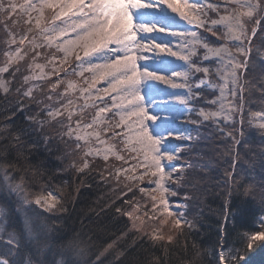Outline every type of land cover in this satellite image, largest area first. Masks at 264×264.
I'll list each match as a JSON object with an SVG mask.
<instances>
[{"label": "snow or ice", "instance_id": "1", "mask_svg": "<svg viewBox=\"0 0 264 264\" xmlns=\"http://www.w3.org/2000/svg\"><path fill=\"white\" fill-rule=\"evenodd\" d=\"M221 7L223 14H220ZM207 9L216 12L217 18L209 20ZM47 10H51V15H46ZM14 13L25 17L23 23L26 31L23 34L18 35L12 31V28L21 23L20 19H13ZM0 18L3 31L9 37L5 41L9 46L4 53L7 60L5 65L0 67V91L7 93L8 85L11 83L10 80L3 79V74L9 72L13 64L23 61L28 56V52L24 51L26 41L29 51L34 55L31 58L32 63L28 64L30 74L23 76V84L26 85L29 81H50L51 76L60 77V73L63 72L64 78H58L47 85L50 92H56L58 86L64 84L68 76L75 74L82 77L85 72L90 73L81 85L68 80L65 90L58 93V98L64 99L69 91L79 92L78 99L84 101L80 108L81 112L89 107L98 109L91 123L85 125L93 131L83 136L76 134V141L88 144L90 138H94L100 145H106L108 141L102 136L111 132L108 140L116 143L95 151L91 147L86 148L83 155L85 157L102 155L107 161L108 153L115 154L114 149L123 144L128 155H115L116 160H122L124 164L134 160L135 163L127 168H116L113 178L119 183L122 172L127 174L135 169H143L139 176L125 175V180L128 181H143L147 176L148 184L154 185L139 188V191L152 201L151 208H146L143 215L148 216L150 220H155L157 216L174 217L173 224L176 229H181L182 224L191 226L184 218L183 212H174L171 202L167 199L168 196L177 193L166 187V181L178 183L184 179L183 169H176L182 174L173 179V169L165 163L177 159L178 149L183 147L174 145L172 139H190V135L175 124L176 116L168 121L159 120V115L165 109L176 111L171 103L165 101V97H172L176 105L187 107L189 102L196 98L194 88L200 89L202 94L218 91L219 95L215 99L205 100L207 104L218 107H215V110L201 108L197 115L203 121H213L217 126L222 119L228 130L221 129V138L231 137L229 149L235 151V146L240 142L236 133L243 135L242 127H238L237 124L242 125L244 122L246 77L249 75L250 64L254 63L251 55L253 37L259 33L260 39L264 41V0H222V4L217 5L205 4L201 0H24V3L19 5L14 0H7V3L0 0ZM249 24L252 25L250 32ZM194 29L209 32L215 40L199 36ZM218 41L223 42L217 43ZM13 45L21 47L13 49ZM40 48L52 50L47 57L49 72L44 71V65L35 63L41 55ZM198 48L204 49L200 60L208 61V66L191 59L197 55ZM56 53H60L61 56L57 58ZM73 57L77 62L76 68L71 64ZM166 58H174V61ZM176 62L183 64L178 65ZM34 69H39V73L37 74ZM20 71L19 67L15 68L11 73L12 79H15ZM193 72L203 73V77L196 84L191 83ZM213 76L219 79L218 84L211 83ZM100 84L104 86L97 87ZM158 85L183 91H167L160 89ZM32 91L31 86L23 92L17 89L21 96L29 98H32ZM105 97H108L111 103ZM47 98L51 100L53 97L49 94ZM35 102L38 105L41 103L39 100ZM74 103V100L69 98L59 108L48 107L25 118L31 124L38 125L41 131L45 124L53 128L66 127V132L61 135H68L71 138L74 131L72 117L75 113L68 109ZM196 103H199V100H196ZM24 108V104L17 103L16 111H23ZM16 111L12 112L11 116H15ZM64 111H67V125L64 120L57 119ZM109 113L112 117H118V120L113 122L107 118ZM238 114L239 121L236 119ZM43 115L49 120L41 119ZM52 121H55V124H52ZM147 121L152 123L149 124ZM190 122L200 123L199 120ZM249 123H252L251 117ZM258 127L264 129V123H260ZM80 129L81 121L78 120L75 131L79 133ZM0 131L3 129L0 128ZM173 133L177 136L173 137ZM20 139V133H16L15 140ZM76 147L80 149L81 144L77 143ZM237 159L238 156H233V170ZM72 166L76 167L75 164ZM88 167L89 164L85 160L83 166L76 170L84 173ZM231 179L232 176L229 174V180ZM124 186L127 191H132L127 183ZM3 187L18 196L23 193L22 185L10 183L6 172ZM122 195H127V192ZM22 199L23 203H28L26 196ZM35 203L45 211H51L57 201L49 195L43 201L36 199ZM124 203L131 204L132 201L126 200ZM176 207L184 208V205ZM18 211L25 213L22 230L7 233L5 243L10 247H6L0 253V264H97L96 261L70 258L74 254L72 245H68L66 250L65 246H61L60 251L54 253L63 259L51 261L44 259L45 252L53 250L48 231L28 215V209L20 208ZM115 211L121 215L126 214L132 221L133 229L140 230L136 221L141 220V216L134 215L139 211V204L133 206L132 212H128L123 206H117ZM164 222L166 221H161ZM257 222L260 224L259 231L245 236L237 233L242 244L246 240V247L249 250L258 242L264 246V213ZM227 223L226 217L219 226V251L213 257L212 264H242L246 260L239 248L229 247L225 250ZM151 239L160 241L164 237L152 234ZM168 239L171 241L172 237L169 236ZM33 249L38 259L32 258ZM209 254L211 255V252ZM76 255L82 257L83 253Z\"/></svg>", "mask_w": 264, "mask_h": 264}, {"label": "trees", "instance_id": "2", "mask_svg": "<svg viewBox=\"0 0 264 264\" xmlns=\"http://www.w3.org/2000/svg\"><path fill=\"white\" fill-rule=\"evenodd\" d=\"M19 26L12 31L23 34V26ZM7 39L0 24V66L6 58ZM263 52L264 41L258 33L253 37L251 55L254 63L250 64L246 77L244 122L237 124L242 127L243 135L236 133L240 142L235 151L229 149L231 137L222 139L218 128L206 124L199 127L196 138L181 153L189 161L183 159L188 168L178 195L185 203L184 218L191 226L182 224L171 241H153L151 235L132 229L126 214L115 211L117 206H123L130 212L133 202L145 198L135 190L127 191L121 178L118 183L108 164L91 161L84 173L76 170L82 160L74 141L61 135L66 132V127L53 128L45 124L41 131L38 125L26 120V116L43 111L46 103H50L44 97L50 82L42 83L32 98L26 99L17 89L22 92L24 88L22 79L27 72L28 60L19 61L10 68L4 74V78L11 81L9 90L0 92V128L3 129L0 131V171L6 172L12 183L22 185V194L29 202L50 193L58 197L51 211L34 206L28 209V215L48 231L53 245L52 252H45L43 258L50 261L63 259L54 253H58L61 246L66 250L72 245L74 254L70 258L96 261L97 264H212L219 251V226L227 217L225 250L239 248L246 257L242 264H264V246L258 242L249 250L246 240L242 244L237 235L259 231L257 220L264 213V130L252 126L247 117L264 111ZM17 67L21 71L12 79L11 73ZM36 100L41 103L38 105ZM18 102L25 105L23 111H16ZM14 111L16 115L11 116ZM40 118L48 120L44 115ZM58 120H64L67 125L65 117ZM221 129L227 131L228 127ZM16 133L21 135L19 141L15 140ZM233 156H238L235 170L232 168ZM125 192L127 195H122ZM126 200L132 203L125 204ZM0 204L6 210L5 233L8 228L20 232L23 227L20 217L5 197ZM5 241L0 239V253L10 247ZM78 253L83 256L79 257ZM31 254L33 259L39 258L35 249Z\"/></svg>", "mask_w": 264, "mask_h": 264}, {"label": "rangeland", "instance_id": "3", "mask_svg": "<svg viewBox=\"0 0 264 264\" xmlns=\"http://www.w3.org/2000/svg\"><path fill=\"white\" fill-rule=\"evenodd\" d=\"M4 2L7 3V0H4ZM14 2L17 5H19L21 3H24V0H14ZM201 2H203L205 4L210 3L212 5L222 4V0H201ZM207 11H208V19L209 20L217 18V13L216 12L212 11L211 9H207ZM220 14H223V7L220 8ZM46 15H51V10H47ZM14 16L21 20V25L23 27L19 26V25H17V26L22 27L24 29V32H25L26 28H25V25L23 23V20L25 19V17H20L18 15V13H14L13 14V19L15 18ZM188 27H191V26H188ZM251 27H252V25L249 24L248 25L249 32L251 30ZM194 30L197 31L199 36H205V37H208V39H210V40H215V37L212 36L209 32H205L202 29H194ZM17 34L19 35L20 33L17 32ZM31 35L32 34H29V36H31ZM8 39H9V37H8ZM222 42L223 41H218L217 43H222ZM17 47H21V46L20 45H13L12 46L13 49H15ZM24 51L28 52V56H26L25 59L28 60L27 61V68H26L27 69L26 75H29L30 71L28 69V64L32 63V59L31 58L34 55V53L29 51V48L27 47V41H26V46H24ZM51 51L52 50L40 48L39 52L41 53V55L35 61V63H39V64L45 66V68H44L45 72H49L50 71V66H48L47 57L50 56ZM203 54H204V49L203 48H198L197 49V55L193 56L191 59L193 61H197L198 63H202L204 66H208V64H209L208 61H201L200 60V57H202ZM262 54H264V52ZM56 56H57V58H59L61 56V54L60 53H56ZM261 56L264 59V55H261ZM6 60H7V57L5 58L4 63L0 67H3L5 65ZM16 64H13L10 68L15 66ZM71 64H72L73 68H76L77 62L75 61L74 57L71 60ZM182 64H183V62H179L178 63V65H182ZM214 66L215 65H213V67ZM76 70L79 71V69H76ZM34 71L37 74L39 73V69H34ZM4 74H3V79H5L4 78ZM89 76H90V73L85 72L82 77H78L75 74H73V75H70L67 78H65V83L59 85L58 88L56 89V92H53L54 94L51 95L53 98L50 100V103H49V101L46 103L47 105H45L44 109H46L48 107H51L53 109L59 108V107H61V105L65 104L67 102V99H69V98L73 99L75 103H74V105L69 106L68 111H74V113H75L73 115V117H72V127H73L74 131H73V135H72L71 138L68 135H67V137L69 139L73 140L75 145H77V143L81 144V148L80 149H77V147H75V149H77L78 156L82 160V163H81L80 167L83 166V163H84L85 160H87L89 165H90L91 161H93V162L97 161V162H101L102 164L103 163L104 164H108L109 167L113 168V171L115 173V169L116 168H127V167H129L130 164L135 163L134 160H129V164H124V162L122 160H116L115 155H125V156L128 155L127 151L124 150V145L123 144H119L117 146V148L114 149V153L115 154L108 153V157L109 158H108L107 161H105L103 159L102 155H96L95 157H92V156L85 157L83 155L84 149H86V148L91 147L95 151L98 148L99 149H103L104 147H107V146H110L112 144H115L116 141L108 140V137L111 136V132L105 133L102 136V138H104L105 140L108 141L106 145H100L98 143V141H96L94 138H90L88 144H85L83 141H76L75 140V135L76 134H79V135L83 136V135H87L88 133H91L93 131L92 128H86L85 125H87L88 123H91L92 119L95 116V112L98 109H94V108L89 107V108L85 109L83 112H81L80 108L84 104V101L82 99H78L79 92H71V91H69L64 99H59L58 98V93L63 92L65 90L66 83H67L68 80H71V81L77 83L78 85H81L83 80L85 78L89 77ZM202 77H203V73H195V72H193L192 75H191V78H190L191 79V83H193V84L198 83L201 80ZM58 78H64V73L61 72L60 73V77H57L55 75L51 76L50 81L49 80L29 81L28 84H26V85L24 84V88H23L22 92L27 90L31 86L33 88V91H32V95H33L34 92H36L35 90L38 88L37 86H40L42 83H45V82H48V81L49 82H54ZM219 82L220 81H219V79L216 76L212 77V79H211V83L212 84H218ZM103 86H104L103 84H100L97 87H103ZM204 86L205 85H202V87H204ZM158 87L160 89H166L167 91H173L172 89H167V86H164V85H158ZM174 91H183V90H174ZM193 91H194V93L197 94L196 98L194 100L190 101L187 107H185L184 105H176L174 103L172 97H165V101L171 103L172 107L175 108L176 111H169L168 109H165V111L160 112V115H159V120H168V121H171V118L173 116H176L177 118L175 120V124L177 126H179L181 129L186 130L187 133L190 135V139L189 138H184V139L173 138L172 139V143L174 145H178V146L179 145H183L182 148L178 149V153H177L178 154V158L177 159H175V160H173L171 162H167V161L165 162L167 165H169L173 169V173H172L173 179H175L176 177L181 176V174H182L180 171H176V169H181L182 168L183 169V175H184L186 169L188 168V166L183 163V159H186V158L181 156V153L184 151L183 150L184 148H189V143H191L192 140H194L196 138V134L199 133V129H200L199 127H201L202 125H206L207 124V125H212V126L218 128L217 129L218 131H221V127L225 126V123H224V121L222 119L219 120L218 126H217V124L214 123L213 121H211V120L203 121L202 118H200L197 115L198 110L201 109V108H203L205 110H215V107H218V105L213 106V105L207 104L205 102V100L215 99L216 96L219 95V92L218 91H212V92H208V93H203L202 94L200 92V89H195V88L193 89ZM0 92L4 93L3 91H0ZM49 94H52V92H50V89L48 88L47 91L44 94V97H48ZM24 98L29 99V97H24ZM105 99L108 100L109 103H111V101H110V99L108 97H105ZM196 100H199V103H196ZM97 103H99V101H97ZM89 104H91V102H89ZM113 111H115V110H113ZM149 111H150V114H151V110H149ZM181 113H182V115H181ZM254 113H258L259 115L253 116L252 115L253 113L250 114V115H247L248 120H249V117H251L252 126L256 127L259 130H264V129H261V128L258 127V125L260 123H264V111L254 112ZM44 117L49 120V118L46 115H44ZM64 117L66 119V123H68V121H67V111H64L63 115L58 116L57 119L64 118ZM107 118L112 119L113 122L118 120V117H112L111 113L107 114ZM236 119H237V121H239V114L237 115ZM78 120L81 121V129H80L79 133H77L75 131V129H76V121H78ZM159 120L157 121L158 123H159ZM197 120H199L200 123H192V122H190V121H197ZM151 123L152 122L149 121V124H151ZM116 131H119V129H116ZM183 134L184 133H181V135H183ZM176 136H177V134L173 133V137H176ZM118 139H119V137H117V140ZM186 160L189 161L188 159H186ZM142 173H143V169L141 168V169L133 170L132 173H127L126 174V173L122 172L121 175L119 176V178H121L124 181V184L127 183L128 187L132 188V191L133 190L137 191L139 194H141L145 198L144 201H137L136 200L135 202L132 203L133 206L139 204V211L134 213V215L141 216V220H137L136 221L137 225L140 227L139 231L143 232V233H146L147 235L159 234V235H162L164 237V239L168 240V237L169 236L173 237V235L175 234V232L177 230L174 227V224H173L174 217L157 216V218L155 220H150L148 218V216L143 215V212H144V210L146 208L147 209L151 208L152 201L150 200V198L146 197L145 194L141 193L139 191V188L154 187V185H149L148 184V179L149 178L147 176H145L143 181H140V180H135V181L125 180V175L139 176ZM7 179H8V181L10 183H12L10 181L8 175H7ZM153 179H155V178H153ZM4 181H5V172L0 171V201H1L2 197H5L7 199V201H8V204L11 205L12 209L20 217L22 222H23V217H24L25 213L23 211H18V209H20V208L30 209L31 206H34V207L39 208L40 210H44L40 205H37L35 203L36 199L33 200L32 202L28 201V203L25 204V203H23V199H22V197H24L23 194L18 196L16 193H13L11 191L5 190V188L3 187ZM180 182H181V180L178 183H173L172 180L166 181V187H169L171 190H173V191H175L177 193L176 195H172V196H168L167 197V199H169V201L171 202V205H172V208H173L174 212H184V209H185V203L182 201V198H180L179 195H178V193H179L178 189H179L180 184H181ZM49 195L53 196L54 201L58 202V197L54 193L47 194L46 196L41 197L39 199H41L43 201L44 199H47V197ZM177 205H184V208H178V207H176ZM133 206H132L130 212L133 211ZM5 217H6V210H4V207L0 204V239H4V240L7 239V233L8 232H12V229L8 228L7 233H5V227H6ZM162 220H165L166 222L161 223ZM130 222H131V226H132V221L130 220ZM132 229H133V227H132Z\"/></svg>", "mask_w": 264, "mask_h": 264}, {"label": "bare ground", "instance_id": "4", "mask_svg": "<svg viewBox=\"0 0 264 264\" xmlns=\"http://www.w3.org/2000/svg\"><path fill=\"white\" fill-rule=\"evenodd\" d=\"M169 39H171V37H169ZM145 55H148L147 53H145ZM166 59H168V58H166ZM169 60H173L174 61V58H169ZM177 64L179 63V62H176ZM174 91V90H173ZM147 123H149V121H147Z\"/></svg>", "mask_w": 264, "mask_h": 264}]
</instances>
